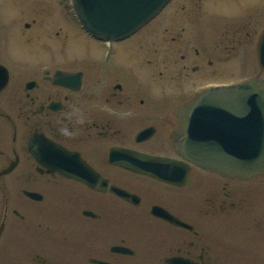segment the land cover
Masks as SVG:
<instances>
[{"label":"flooded vegetation","instance_id":"af4514ba","mask_svg":"<svg viewBox=\"0 0 264 264\" xmlns=\"http://www.w3.org/2000/svg\"><path fill=\"white\" fill-rule=\"evenodd\" d=\"M217 2H168L170 22L182 27L164 29L176 43L151 77L166 84L150 85L156 97L141 88L122 41L102 43L101 63L90 55L88 68L66 67L25 32L7 34L18 23L0 18V264H264V174L222 176L183 159L169 139L173 112L199 92L167 85L178 49L187 54L175 55L179 68L215 70L210 75L228 70L231 56L255 55L264 0H239L246 21L236 25L207 15ZM56 70L81 72V85L54 83ZM47 142L77 154L84 163L72 166L94 175L68 177L36 161L30 150L43 153ZM127 152L158 158L159 168L176 161L166 166L175 179L127 168Z\"/></svg>","mask_w":264,"mask_h":264},{"label":"water","instance_id":"95a60500","mask_svg":"<svg viewBox=\"0 0 264 264\" xmlns=\"http://www.w3.org/2000/svg\"><path fill=\"white\" fill-rule=\"evenodd\" d=\"M71 1L83 27L93 36L111 41L138 30L168 0ZM263 52L264 30L257 45V60L262 69ZM80 77L81 74L77 77L60 72L53 81L65 87H77ZM72 80L77 84H70ZM174 114L178 127L170 136L171 142L175 151L187 160L232 178L249 179L264 173V79L210 87L177 108ZM54 154L57 155L52 158L54 162L75 161L68 154ZM59 170L74 176L68 166ZM158 176L175 177L165 169H159Z\"/></svg>","mask_w":264,"mask_h":264},{"label":"rangeland","instance_id":"374dc122","mask_svg":"<svg viewBox=\"0 0 264 264\" xmlns=\"http://www.w3.org/2000/svg\"><path fill=\"white\" fill-rule=\"evenodd\" d=\"M238 1L239 0H218L217 9L212 11L208 10L209 13H207V15L218 19L216 23L220 22V24H222L225 19H229L227 21H231L232 25L240 24L246 21L244 17L246 16L247 10L244 5L240 6V8L237 7ZM173 3H175V1ZM175 10L179 17H182L186 12L183 13L181 8L177 7V5L173 7V11ZM168 11L169 8L167 7L153 21L136 32L133 36L119 43L120 46L118 45L120 52H123V57L125 55L131 59L129 62H136L134 65H136L140 71L141 88L148 91V97H156V94L150 95L152 91L150 85H166L164 78L157 81L158 83L154 80L159 75V70L163 71L166 65L165 53L170 49L168 45L170 44L172 46L176 43L170 42L168 35H170L171 32L169 31L168 34H165L164 29L165 27L170 28L171 25L174 24V30L179 33L182 27L177 19L170 22L171 19ZM71 12L69 0H0V18L4 20L3 23L10 24L12 22L10 21L11 19H13V22H16V24L18 23L17 28H9L13 27V24L7 26L5 29L7 34L16 33L19 35L20 32H25L24 34L26 37H31V44L36 45V49L43 51L45 55H47L46 52H48L53 57H59L62 66L65 65L66 67L86 69L88 68L86 64L87 57L90 55H92L93 59H99L101 63V55L104 49L102 43L99 44L91 39L81 29L79 23L70 17L69 14H71ZM219 12L226 16L219 14ZM217 13L218 16L216 17L215 15H217ZM24 22L32 23V27L29 30H25L23 27ZM190 25L195 32L193 24L190 23ZM2 40V42H5L8 46L13 44L12 38L11 40L2 38ZM165 41H168V43ZM22 43L23 44H20L18 49L24 52L28 44L24 42V40ZM177 54L187 55L182 48L178 49L176 53L173 54L172 65L176 67L169 71L171 76L173 74V77L169 79L167 85H184L186 88L184 89L189 91V95H192L197 90L210 84L235 83L254 75L264 78V71L260 72L256 68L254 54H251L253 56H251L252 58L246 55L242 57H239L240 55L235 57L231 56L226 63V65H230L228 70L219 73L216 72L214 75H210L215 72L213 69L200 72L190 67L186 69L179 68L181 63H179V59L175 57ZM136 59L138 62L135 61ZM146 60L152 61L150 65L153 66L152 68L149 67ZM140 62L142 68L138 65ZM152 76H155V79H151Z\"/></svg>","mask_w":264,"mask_h":264}]
</instances>
